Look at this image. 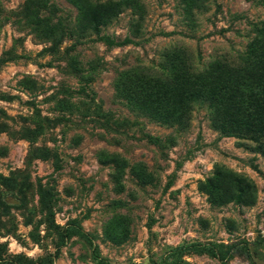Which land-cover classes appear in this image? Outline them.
Segmentation results:
<instances>
[{
    "label": "rangeland",
    "instance_id": "obj_1",
    "mask_svg": "<svg viewBox=\"0 0 264 264\" xmlns=\"http://www.w3.org/2000/svg\"><path fill=\"white\" fill-rule=\"evenodd\" d=\"M109 1L0 0V264H264V0Z\"/></svg>",
    "mask_w": 264,
    "mask_h": 264
},
{
    "label": "trees",
    "instance_id": "obj_2",
    "mask_svg": "<svg viewBox=\"0 0 264 264\" xmlns=\"http://www.w3.org/2000/svg\"><path fill=\"white\" fill-rule=\"evenodd\" d=\"M108 3H112L114 5L115 14L118 13L119 10H124L126 8H133L136 9L137 7H142L141 0H110ZM102 17H99V15L92 14V21H96L95 24H98L101 22V24H106V20L109 19H100ZM94 24V25H95ZM97 26V25H95ZM103 42H106L108 45H122L126 44V42L129 41H123L121 43H114L111 38H102ZM222 64H226L231 69L238 68L241 63L231 62L228 60H215L212 64H210L207 68H205L202 71H193L190 66L187 68L188 75H209V73L212 74V69L216 65L219 68H221ZM175 69V67H174ZM211 74L209 76H211ZM131 76L134 74H130ZM177 78L179 77L177 72H175L172 76L169 78ZM168 80V78H167ZM219 93H215L214 96L208 97V100L210 101V104L212 105L214 102H218ZM165 122H167V118L165 119ZM217 129H220L222 132H226L230 135L235 134H250V136L255 139L257 142V148L264 154V123H260V125L254 124L253 122L249 121L245 117H241L237 114H234L232 112L228 113H220L217 116ZM178 121L171 119L168 121L170 126H173L174 123H177ZM226 130V131H225ZM117 161V160H116ZM222 175H229L227 179H225L224 185L226 186V193L224 195L225 201H232L237 199H243V198H251V202L255 200V191H254V185L251 179L245 177L244 175L238 174L222 165H216L214 176L208 181V183H201V186L203 187V190L207 192L210 195L215 194V185L220 183V178ZM245 195V196H244Z\"/></svg>",
    "mask_w": 264,
    "mask_h": 264
}]
</instances>
